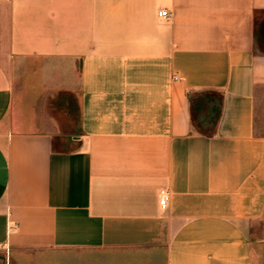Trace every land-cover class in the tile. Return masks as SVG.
<instances>
[{
	"label": "crops",
	"instance_id": "1",
	"mask_svg": "<svg viewBox=\"0 0 264 264\" xmlns=\"http://www.w3.org/2000/svg\"><path fill=\"white\" fill-rule=\"evenodd\" d=\"M263 20L264 0H0V264H264Z\"/></svg>",
	"mask_w": 264,
	"mask_h": 264
},
{
	"label": "trees",
	"instance_id": "2",
	"mask_svg": "<svg viewBox=\"0 0 264 264\" xmlns=\"http://www.w3.org/2000/svg\"><path fill=\"white\" fill-rule=\"evenodd\" d=\"M256 45L259 48L264 49V20L258 22L257 29H256ZM214 93L207 92L204 93L203 97L207 104L210 106L208 111V116L205 119V124L211 129L213 128L220 116V106L216 107V102H220V95L218 94V98L215 100ZM193 124V123H192Z\"/></svg>",
	"mask_w": 264,
	"mask_h": 264
},
{
	"label": "rangeland",
	"instance_id": "3",
	"mask_svg": "<svg viewBox=\"0 0 264 264\" xmlns=\"http://www.w3.org/2000/svg\"><path fill=\"white\" fill-rule=\"evenodd\" d=\"M215 100L218 98V94L214 93ZM204 97L201 99H196L192 103V123L195 129L201 130V131H209L208 125L205 124V119L208 116V111H206ZM79 136V131L76 128L74 130V133L66 135L65 137L68 138V140L76 139ZM75 142V141H74Z\"/></svg>",
	"mask_w": 264,
	"mask_h": 264
},
{
	"label": "built area",
	"instance_id": "4",
	"mask_svg": "<svg viewBox=\"0 0 264 264\" xmlns=\"http://www.w3.org/2000/svg\"><path fill=\"white\" fill-rule=\"evenodd\" d=\"M158 16L161 18H166L169 16V13L166 10H160L158 12ZM168 202V194L164 191H160L159 193V205L162 209L166 207V204Z\"/></svg>",
	"mask_w": 264,
	"mask_h": 264
}]
</instances>
